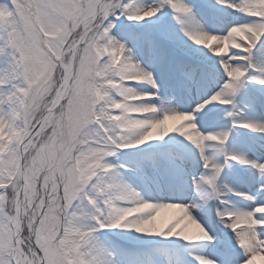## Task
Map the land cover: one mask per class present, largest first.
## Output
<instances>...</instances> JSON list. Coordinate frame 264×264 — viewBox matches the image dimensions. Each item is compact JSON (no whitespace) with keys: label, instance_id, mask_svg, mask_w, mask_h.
Instances as JSON below:
<instances>
[{"label":"snow or ice","instance_id":"obj_1","mask_svg":"<svg viewBox=\"0 0 264 264\" xmlns=\"http://www.w3.org/2000/svg\"><path fill=\"white\" fill-rule=\"evenodd\" d=\"M0 264H264V0H0Z\"/></svg>","mask_w":264,"mask_h":264}]
</instances>
